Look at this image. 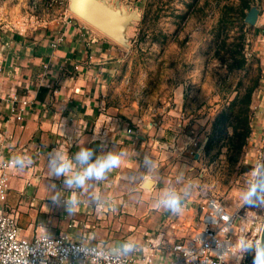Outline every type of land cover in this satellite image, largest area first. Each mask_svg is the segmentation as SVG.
<instances>
[{"label": "rangeland", "instance_id": "obj_1", "mask_svg": "<svg viewBox=\"0 0 264 264\" xmlns=\"http://www.w3.org/2000/svg\"><path fill=\"white\" fill-rule=\"evenodd\" d=\"M242 1L257 11L252 23L245 20L250 9L241 11ZM48 3L0 0V29L12 33L20 20L29 22L34 16L40 27L25 34H64L68 26L60 21L69 18L76 40L88 54L79 61L83 71L96 76L99 97L116 119L111 127L120 128L123 144L140 145L135 153L125 147L122 192L131 194L144 176L159 183L156 192L136 198L128 209L106 213L104 224L90 230L94 238L100 234V242L109 246L132 239L141 250L152 237L164 241L173 231L180 236L179 226L196 221L199 193L206 191L231 209L241 208L239 235L258 239L264 206H244L239 191L256 165L264 118V0ZM256 84L249 108L250 139L236 156L227 141L231 129L212 137L213 124L237 93ZM128 127L134 130L131 136L122 134ZM145 157L152 164L151 173ZM181 174L183 180L178 182ZM189 184L190 194L179 214L156 207L161 189L168 185L183 189ZM243 264H253V255L245 254Z\"/></svg>", "mask_w": 264, "mask_h": 264}, {"label": "crops", "instance_id": "obj_2", "mask_svg": "<svg viewBox=\"0 0 264 264\" xmlns=\"http://www.w3.org/2000/svg\"><path fill=\"white\" fill-rule=\"evenodd\" d=\"M74 28L67 27L64 34L37 31L23 35L0 29V95L34 98L32 111L23 126H8L13 155L30 157L33 161L30 166L18 168L16 177L10 181L8 205L17 212L24 237H32L40 226L51 236L66 235L73 240L89 242L93 239L100 246L112 249L113 246L100 242V234L94 238L90 230L97 224H104L102 218L106 213L128 209L136 198L156 192L159 183L144 176L138 188L127 193L129 200L126 202L127 194L121 190L126 187L121 179L125 157L105 179L93 182V188L81 191L80 204L74 214L69 215L62 204L56 205L48 198V188L52 184L57 190H63L62 179L50 177L47 168V154L53 148L67 149L69 155L78 150V143L94 149L97 154L108 149L126 152V146L130 147L127 149L130 152L140 151L139 143L123 144L120 128L111 127L114 122H110L116 119L110 116L109 108L99 97L96 76L83 71L79 61H84L88 54L76 40ZM61 34L63 42L55 49L50 48ZM105 47L103 44L101 53L105 52ZM126 130L122 134L125 135ZM37 172L42 174L34 176ZM148 178L153 183L149 191L142 185ZM93 193L101 195L107 203L98 207L89 199ZM67 195V192L61 193V196ZM140 206L136 208L137 212L141 211Z\"/></svg>", "mask_w": 264, "mask_h": 264}, {"label": "built area", "instance_id": "obj_3", "mask_svg": "<svg viewBox=\"0 0 264 264\" xmlns=\"http://www.w3.org/2000/svg\"><path fill=\"white\" fill-rule=\"evenodd\" d=\"M55 3L56 0H49L48 6ZM35 6L33 1L32 9ZM29 22L20 20L12 33L23 35L29 29L35 31L40 27L34 16ZM60 22L74 28L67 17ZM84 33L81 30V34ZM62 35L50 44V48L55 49L63 41ZM0 103V264H236L234 256L239 253L230 245H235L241 237L237 227L241 208L231 209L206 191L199 193L196 221L179 226L180 236L173 231L164 241L152 237L141 250L127 257H118L111 249L97 243L73 240L66 235L51 236L40 226L32 237L22 236L18 214L8 205L10 181L16 177L19 168L12 162L15 156L8 126H23L32 111L34 98L3 94ZM262 121L260 141L255 150L256 163L264 161V118ZM133 133L132 128L125 131L129 136ZM88 248H95L96 252L84 255ZM243 263L244 258L239 261V264Z\"/></svg>", "mask_w": 264, "mask_h": 264}, {"label": "clouds", "instance_id": "obj_4", "mask_svg": "<svg viewBox=\"0 0 264 264\" xmlns=\"http://www.w3.org/2000/svg\"><path fill=\"white\" fill-rule=\"evenodd\" d=\"M78 150L69 155L67 149L55 147L47 154V168L50 177L62 179L63 190H57L52 184L48 191V198L56 205H63L65 211L74 214L80 204L81 191L94 187L93 182H98L107 177L115 168L121 165L122 159L127 156L124 151H113L111 149L102 150L100 154L92 148L77 145ZM16 166L23 169L30 166L33 161L30 157L17 155L12 161ZM146 167L149 173L152 172V164L145 157ZM183 180V175L179 181ZM191 185H186L183 189H177L173 185H168L160 190L156 199V207L164 208L171 214H179L184 206L185 198L190 194ZM62 192H67V196H61ZM90 201L102 207L107 201L98 193H93L89 197ZM239 199L246 207L264 206V161L256 163L249 177L245 181L244 187L239 191ZM261 236L258 239H250L247 235H241L235 245H230L238 250L239 255H235L236 264L244 258L245 254L253 255V264H264V227L258 229ZM138 248L137 243L128 239L118 242L113 246L111 252L118 257H127ZM78 251L81 252L80 248ZM96 252L95 248H88L83 253Z\"/></svg>", "mask_w": 264, "mask_h": 264}, {"label": "trees", "instance_id": "obj_5", "mask_svg": "<svg viewBox=\"0 0 264 264\" xmlns=\"http://www.w3.org/2000/svg\"><path fill=\"white\" fill-rule=\"evenodd\" d=\"M241 11L249 10L250 6L246 2H241ZM242 15L244 13L242 12ZM239 64L237 67H241ZM257 84L245 90L244 93H237L229 102L227 108L223 109L217 116L213 124L212 137L224 132L227 128L231 129L228 138V145L235 155H239L246 145L251 134L249 122V108L252 101V94Z\"/></svg>", "mask_w": 264, "mask_h": 264}, {"label": "water", "instance_id": "obj_6", "mask_svg": "<svg viewBox=\"0 0 264 264\" xmlns=\"http://www.w3.org/2000/svg\"><path fill=\"white\" fill-rule=\"evenodd\" d=\"M256 15H257V11L255 9H250V14H249V16L245 17V20L252 23L254 21ZM151 184H152L151 180H145V182L143 184V188H150ZM263 227H264V225H263Z\"/></svg>", "mask_w": 264, "mask_h": 264}, {"label": "bare ground", "instance_id": "obj_7", "mask_svg": "<svg viewBox=\"0 0 264 264\" xmlns=\"http://www.w3.org/2000/svg\"><path fill=\"white\" fill-rule=\"evenodd\" d=\"M78 17V16H77ZM89 25V24H88ZM146 179V178H145ZM148 180H151L150 178H148ZM152 181V180H151ZM143 185V184H142ZM141 185V186H142ZM152 185H153V183L151 184V187H152ZM151 187L150 188H145V189H147V191H149L150 189H151Z\"/></svg>", "mask_w": 264, "mask_h": 264}]
</instances>
